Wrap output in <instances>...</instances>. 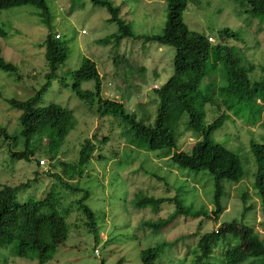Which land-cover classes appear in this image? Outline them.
<instances>
[{
    "label": "rangeland",
    "instance_id": "374dc122",
    "mask_svg": "<svg viewBox=\"0 0 264 264\" xmlns=\"http://www.w3.org/2000/svg\"><path fill=\"white\" fill-rule=\"evenodd\" d=\"M107 1L120 10L119 17L131 26L134 35L144 37L163 32L167 21L165 0ZM189 1L183 14L189 29L213 37L214 47L221 44L218 37L223 29L240 34L241 40L231 39L228 45L239 49L248 66H255L251 80L264 82V18H254L242 0ZM47 6L51 28L44 23L42 10L33 0H1L0 49L17 73L0 70V132L5 129L11 135L17 134L20 125L18 117L22 112L12 109L7 100H27L46 82L50 70L42 43L53 32L60 34L67 45V59L59 66V77L44 95L43 104L60 105L74 112L78 121L67 137L70 151L66 159L77 156L86 138L92 139L96 134L101 140L104 136L109 138L106 144L94 141L96 152L89 173L75 182L83 192L64 189L60 183L51 187L55 180L48 178L19 195V202L24 203L29 199L40 200L45 191H53L57 201L61 200L58 209L69 225L68 238L47 264H144L141 252L158 245H162V252L154 264H234L230 261L234 251L236 264H263L264 256L259 250L242 239V225L254 229L264 242V213L254 187L256 161L248 154L251 138L264 142V129L259 127L260 124L264 128V96L260 95L258 103L231 112L223 127L211 136L212 141L239 155L245 172L240 183H225L228 196L223 199L220 218L181 215L170 227L145 229V222L167 218L174 209L165 203L164 211L156 217L137 209L136 198L145 195L171 198L179 194L185 206L207 211L214 218L213 177L203 171L181 169L171 162L174 168L169 160L158 157L161 152L142 151L139 156L136 146L124 150L129 145L112 116L102 117L96 108H90L74 94L70 72L78 69L85 59L93 60L103 81V95L122 101L127 111L136 113L138 119L150 125L155 122L159 103L154 89L162 88L174 75L176 49L144 38L126 37L117 43L112 36L118 33L119 26L109 21L111 16L106 7L91 0H47ZM107 38H111L109 43H103ZM141 69L144 71L140 72ZM224 72L223 61L210 57L202 89L205 91L209 81L216 83V87L224 85L221 81ZM94 86V82H87L82 88L94 90ZM217 117V108L207 105V123ZM3 138H0V184L15 186L34 178L37 159H45L43 152L33 161L12 159L7 152L9 142ZM195 142L191 133H184L178 146L191 152ZM100 154L105 157L101 161ZM44 166V170L50 169L49 165ZM154 175L165 177L167 182ZM86 192L89 194L86 203L98 215L99 241L86 226L85 215L77 209L76 201ZM243 194L251 196L246 211ZM69 209L72 212L67 216ZM233 220L240 223L222 227ZM16 249V243L0 247V264H39L37 260L20 258Z\"/></svg>",
    "mask_w": 264,
    "mask_h": 264
},
{
    "label": "trees",
    "instance_id": "16d2710c",
    "mask_svg": "<svg viewBox=\"0 0 264 264\" xmlns=\"http://www.w3.org/2000/svg\"><path fill=\"white\" fill-rule=\"evenodd\" d=\"M91 1L95 5L106 7L111 16L109 21L119 26L118 33L112 36L117 43L126 37H132L174 47L176 49L174 75L162 88L156 86L154 89L158 93L159 103L157 102L155 122L150 125L138 119L136 113L127 111L122 101L106 98L103 95V81L96 63L91 59H85L78 69L70 72L74 94L90 108H96V112L102 117L109 119L108 116H112L111 119L122 131L121 137H125V142L129 145L123 147L124 150L134 149L136 146L135 149H139L140 152L139 156L142 151L161 152L158 157L169 160L170 166H173L172 162L181 169L196 173L203 171L211 175L214 180L212 201L215 205L214 218L207 211H194L191 207L185 206L179 194L171 198L145 195L136 198L137 209L154 213L155 217L162 214L164 211L162 205L165 203L174 209L167 218L149 220L143 224V227L149 230L151 228L161 230L163 227H170L181 215L193 217L203 215L218 220L224 211L223 199L228 196L225 183H240L245 172L239 155L212 141L211 136L223 127L231 112L240 111V107H248L252 102L258 103L261 100L260 95L264 96V82L253 81L250 78L255 66H248L239 49L228 45L231 39L241 40L240 34L225 28L219 33L221 44L214 47L215 42L209 41L211 36L192 31L185 23L183 14L189 0H165L167 21L163 32L152 36H137L132 33L131 26L119 17L120 10L114 8L112 3L107 0ZM242 2L249 7V13L254 18H264V0H242ZM33 4L42 10L44 23L51 28L47 0H33ZM110 39L103 40V43H109ZM43 45L46 48L45 58L50 70L46 75L47 80L27 100L19 101L14 98L7 100L12 109L22 112L18 117L20 125L17 134L11 135L5 129L0 132V138L4 137L3 139L9 142L7 152L12 159L33 161L34 158H39L42 152L44 154L42 158L45 157V159H37L38 170L34 172V178L15 186L0 184V247L16 243L17 256L37 260L39 264H47L51 261L59 246L66 242L69 225L58 209L61 200L57 201L53 191H45L44 197L40 200L29 199L24 203L19 202V195L30 186L44 182L48 178L55 180L51 187L60 183L59 186L64 189L83 192V188L75 185V182L89 173L96 152L94 141L106 144L109 140L105 136L101 140L99 134L94 135L92 139L86 138L77 156L66 159L65 156L70 151L67 137L78 126V121L74 112L60 105L54 103L44 105L43 97L52 86V82L59 77V66L67 59V45L62 42L60 34L53 32L47 35ZM213 56L215 60L224 63L225 72L222 75L223 80L221 79L224 85L216 87V83L209 81L204 91L202 86L208 77L207 63ZM117 61L119 63L118 58ZM0 70L17 73V68L4 58L1 49ZM87 82H94V90L82 88ZM207 105L215 106L218 110V117L212 123L206 121ZM259 127L264 129L260 124ZM184 133H191L196 138L191 152L184 151L178 146L179 138ZM248 149V154L253 155L256 161L254 187L264 213L263 140L251 138ZM104 158L100 154L99 160ZM42 161L45 164H41ZM44 165H49L50 169L44 170L46 167ZM142 168L141 165L140 169ZM154 176L167 182L165 177ZM88 197L89 194L86 192L76 201V205L85 215V224L94 235V239L99 241L98 215L86 203ZM241 198L246 211L251 196L243 194ZM71 212L72 210L69 209L66 215ZM238 223L240 222L233 220L222 227H233ZM242 228L244 230L242 239L249 247L257 248L260 255L264 256V242L255 234L254 229L245 224ZM220 232L221 230L217 233ZM161 249L162 245H158L143 250L140 254L143 263L154 264L162 252ZM235 253L234 251L230 259L234 264H236Z\"/></svg>",
    "mask_w": 264,
    "mask_h": 264
},
{
    "label": "built area",
    "instance_id": "2783aa9c",
    "mask_svg": "<svg viewBox=\"0 0 264 264\" xmlns=\"http://www.w3.org/2000/svg\"><path fill=\"white\" fill-rule=\"evenodd\" d=\"M82 33L85 34L86 32L83 30ZM58 37H59V36L57 35V38H58ZM209 41H210V42H215V39H214L213 37H210V38H209ZM41 164H45V163L42 161ZM95 253L98 254V250H96Z\"/></svg>",
    "mask_w": 264,
    "mask_h": 264
}]
</instances>
